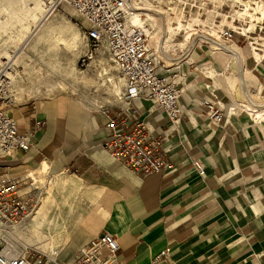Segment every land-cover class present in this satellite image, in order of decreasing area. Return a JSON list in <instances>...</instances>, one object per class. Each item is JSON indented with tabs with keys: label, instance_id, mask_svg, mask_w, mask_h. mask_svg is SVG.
Masks as SVG:
<instances>
[{
	"label": "crops",
	"instance_id": "obj_1",
	"mask_svg": "<svg viewBox=\"0 0 264 264\" xmlns=\"http://www.w3.org/2000/svg\"><path fill=\"white\" fill-rule=\"evenodd\" d=\"M7 37L4 32L0 38V54L22 44L13 34ZM245 48L197 53L198 70L178 68L185 76L184 113L177 124L140 99L117 112L90 111L66 96L15 105L11 116L32 147L1 159L0 175L17 179L21 194L32 198L40 176L54 188L77 185L86 193V212L66 199L58 207L72 222L80 221L63 261L84 250L93 234L107 233L120 245L116 264H264V106L253 99L249 84L251 76L264 90V59L245 60ZM232 63L248 105L233 99ZM205 99L226 104L223 122L210 121ZM114 118L128 125L141 121L174 169L142 176L114 161L104 146ZM194 161L204 167L203 176Z\"/></svg>",
	"mask_w": 264,
	"mask_h": 264
},
{
	"label": "built area",
	"instance_id": "obj_2",
	"mask_svg": "<svg viewBox=\"0 0 264 264\" xmlns=\"http://www.w3.org/2000/svg\"><path fill=\"white\" fill-rule=\"evenodd\" d=\"M48 11L70 7L88 25L84 37L86 60L105 49L109 60L125 82V98L152 102L168 120L177 124L182 115L184 67L198 70L194 54L221 53L226 48L247 47L255 63L264 59V2L261 0H43ZM169 63L170 65H167ZM182 67V72L178 70ZM13 65L0 67V160L32 147L29 134L19 132L6 104L11 98ZM211 122H223L226 104L201 102ZM238 107H232L235 111ZM136 112L135 110L133 111ZM39 123L38 126H43ZM111 135L104 144L110 157L133 172L148 176L172 171L173 164L163 155L161 142L151 137L141 121L126 124L111 119ZM193 165L205 174L200 162ZM34 199L20 192V182L0 175V264H116L118 241L104 233L68 260L57 250L24 252L7 243V230L15 231L34 213ZM166 253L161 254L166 257ZM158 262V259L154 261Z\"/></svg>",
	"mask_w": 264,
	"mask_h": 264
},
{
	"label": "rangeland",
	"instance_id": "obj_3",
	"mask_svg": "<svg viewBox=\"0 0 264 264\" xmlns=\"http://www.w3.org/2000/svg\"><path fill=\"white\" fill-rule=\"evenodd\" d=\"M43 14L44 13L41 12V15L38 16L37 21L35 22V24L32 25L31 29H33L37 24L42 22V18L44 16ZM48 16H50L49 17L50 19L53 18L55 19V25L57 27L62 26L61 28L64 29L69 27H75L81 35L79 46L74 52H68L64 50L61 51V55H60L61 64L63 65V68H67V71L71 75H73L74 73L77 74L80 82L74 83L71 79L65 78V76L63 75V71L59 70V68H56L54 72L53 88L52 87L46 88L44 86L38 87L39 84L37 83L35 78L32 79L29 78L27 73H30V71L34 73L35 70L32 68L35 67V65H41L44 69H49V66L47 64V59L44 60L45 58L44 59L42 58L43 54L47 55L44 52V50L46 49V44L42 43L36 49L32 48V43L37 33L36 31H34V33L31 35V37L28 40H27V36L22 38V42H21L22 44L18 50L11 51L10 49L9 52H3L2 54H0L1 55L0 66H2L3 63L5 64L7 60L10 61L11 64L13 65V67L11 68L12 70V75H11L12 87L10 89L11 98L9 99V101H7L6 104L7 114L11 116L12 111L16 109L15 105L17 104L29 102L35 99L53 98L56 96L69 97L74 102H77L80 106L94 112H99L103 110L117 112L124 108H127L129 101L126 100L125 98L126 91H125L124 80L122 82L123 85L121 88L120 96L113 94L112 91L113 89L111 87V84L107 82L108 79H112L113 81L119 79L122 80L115 66L113 65L112 62H110L108 52L105 49H102V51L98 54V56L94 57L93 60L91 61L86 60V62L83 63L84 58L87 55V51H88L86 40L84 37V33L88 28V25L86 24L85 20L80 16H78L76 13H74L73 15L64 13L63 7H60L55 12L48 11ZM241 51L242 54L244 55V59L245 58L248 59V57L251 58L252 53L247 47ZM46 52L48 53V51ZM13 55L15 56L11 58ZM167 65L170 64L167 63ZM229 69L231 72L230 75L235 80V85L233 87V99H235L240 104L248 105L249 103L245 99L242 93V89L240 87V81L239 78L237 77V74L239 73L238 66L236 65V63H232ZM245 69H247L246 66ZM104 70H106V75L104 74L105 73ZM17 72L19 78L15 77ZM83 77H87L89 79L92 78V80L94 79L95 83L93 82V84H90L89 86H85L80 80ZM13 78H16L18 80L19 87L16 86L15 88V83L13 82L14 81ZM104 81L105 83L103 84ZM249 84L251 89L255 91V94H253V99L256 101L258 105L264 106V90L259 89L258 91L259 86L253 80V78H251V76L249 77ZM228 98H230V101H232V97L229 96ZM242 110L244 111V114H248V112L245 111L246 109H242ZM30 177H35V175L31 174ZM45 179H46L45 177H41V176L40 178L37 179L39 183L37 184L35 191L37 192L38 196L35 198L33 197L35 201L34 202L35 209L32 216L21 227H18L15 231L7 230L5 238L7 243L13 246L17 250V252H24V250L27 248H34L42 252H50L52 250H57L59 254L63 253V255H67V254L70 255L69 249L71 246L69 245L71 244V241H70V237H68V235L65 234V232L61 233L62 235L61 234L57 235V233H52V235L56 234V237L53 238L49 237L46 238L45 240L41 238V240H38L35 239L34 237L35 234H32L28 229V227L29 224L31 223V218L36 214L37 209L39 210V208L47 200L48 197L46 193H51L50 197L54 207L52 211L50 210V217L58 214V207H60L59 205H62L65 199L68 200V202H72V203L74 202L77 207H80L81 209H83V211L86 212L87 210L85 206L86 193L85 191L78 188L77 185L72 186L70 189L69 188L63 189L62 186L63 184L61 185L59 184L56 185V187L54 188V184H52V182L49 183ZM34 182H36L35 179ZM59 224L61 225V222H59ZM44 231L45 232L47 231L46 228ZM94 236L95 234H93L90 238L93 239ZM76 240H78V238ZM84 241H87V238ZM73 242L74 240L72 241V243Z\"/></svg>",
	"mask_w": 264,
	"mask_h": 264
},
{
	"label": "bare ground",
	"instance_id": "obj_4",
	"mask_svg": "<svg viewBox=\"0 0 264 264\" xmlns=\"http://www.w3.org/2000/svg\"><path fill=\"white\" fill-rule=\"evenodd\" d=\"M63 10L64 13L67 14L73 15L75 13L68 6H63ZM1 11L2 15H0V38L5 32L8 35V39H11V35L13 34V37L17 40H20L26 36L28 40L34 33V31H36L37 33L32 43V48L36 49L40 44H46V49L44 50V52L47 55L43 54L42 58H45L44 60L47 59L49 69H44L41 65H35V67L33 68L30 67L34 69L35 72L32 73L29 70L30 73H27L30 79L35 78V80L39 84L38 87H54L53 78L56 68H59V70L63 71V75L65 76V78L71 79L74 83L80 82L77 74L74 73L73 75H71L67 71V68H63L60 58L61 51L66 50L68 52H74L79 46L81 35L75 27H69L66 29L61 28L62 26L57 27L55 25V19L49 18L53 14L48 16V9L47 6L44 4L43 0H5L4 8H2ZM41 12L44 13L42 22H40L33 29H31L32 25L35 24V22L37 21L38 16L41 15ZM46 51H48L49 54ZM14 56L15 55H13L11 58H13ZM104 71V74L106 75V70ZM15 77L19 78L18 72L16 73ZM16 78H13L15 88L16 86L19 87V83ZM80 80L85 86H89L94 82V79L92 80V78L89 79L87 77H83ZM107 82L111 84L113 94L120 96L121 88L123 85V79H119L116 81L108 79ZM104 83L105 81L103 82V84ZM50 194L51 193H47L48 198ZM49 205L50 204H48L47 200L40 207L37 214H35L31 218V223L29 224L28 229L32 234H35L34 237L38 240H41V238L45 240L49 237H56V234L52 235V233H57V235H60L61 233L65 232V234L70 237L72 235V231L75 229V227L80 221L77 218L75 222H72L69 219L68 215H64L62 213L63 208H59L61 212H59L57 216L54 215L50 217V210H52V207ZM68 220H70V222ZM58 221H62L61 225L55 224ZM45 228L48 232L44 231Z\"/></svg>",
	"mask_w": 264,
	"mask_h": 264
}]
</instances>
